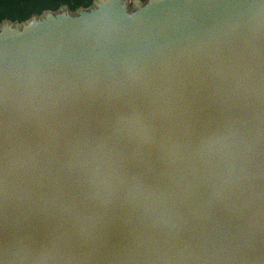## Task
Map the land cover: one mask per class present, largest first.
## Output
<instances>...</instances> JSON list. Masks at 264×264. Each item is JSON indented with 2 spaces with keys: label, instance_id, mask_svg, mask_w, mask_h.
I'll use <instances>...</instances> for the list:
<instances>
[{
  "label": "water",
  "instance_id": "obj_1",
  "mask_svg": "<svg viewBox=\"0 0 264 264\" xmlns=\"http://www.w3.org/2000/svg\"><path fill=\"white\" fill-rule=\"evenodd\" d=\"M0 264H264V0L2 20Z\"/></svg>",
  "mask_w": 264,
  "mask_h": 264
},
{
  "label": "trees",
  "instance_id": "obj_2",
  "mask_svg": "<svg viewBox=\"0 0 264 264\" xmlns=\"http://www.w3.org/2000/svg\"><path fill=\"white\" fill-rule=\"evenodd\" d=\"M92 2L93 0H0V22L4 19L21 22L44 10H56L62 4L75 10L88 7Z\"/></svg>",
  "mask_w": 264,
  "mask_h": 264
}]
</instances>
